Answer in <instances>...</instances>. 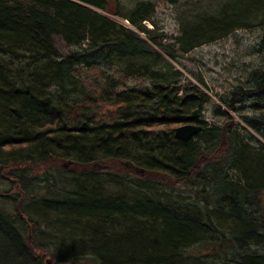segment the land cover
I'll use <instances>...</instances> for the list:
<instances>
[{
	"label": "trees",
	"instance_id": "obj_1",
	"mask_svg": "<svg viewBox=\"0 0 264 264\" xmlns=\"http://www.w3.org/2000/svg\"><path fill=\"white\" fill-rule=\"evenodd\" d=\"M15 1L0 0V167H6L0 175L8 179L13 193L27 191V177L24 174L34 171L42 172L48 178L43 189L51 192L53 185L49 181L53 180L52 172L61 169L63 166L60 164L66 162L61 160V155L84 161H93L94 157L102 156L119 162L137 153L147 156L141 168L144 171L140 175L142 178L139 177L140 182L155 180L170 192H178L180 187L192 186L201 180L211 184L213 189L222 191V196L213 204V208L223 217L222 221H216L215 228L212 227V216L209 215L212 206L210 199L213 198L211 192L196 194L192 200L194 208L186 207V210H181L174 206L160 207L151 202L158 196L148 192L143 195V202L129 204L125 202L126 199L102 190L74 191L71 196L65 195L74 200L70 205L54 209V214L47 212L49 214L34 216L40 219L38 222L46 225L51 235L58 236L56 238L60 240L61 246L59 250L71 244L73 237L81 241L86 238L79 237L83 235V227H87L86 229L92 228L96 234L90 239V245L100 256L102 263L183 264L178 256L193 245L201 246L205 252L196 258L203 261L211 256L218 261L225 259L227 253L224 252L230 242V233L224 236L220 232L226 229L230 228L233 235L242 241L255 238L254 228L249 223L257 219L248 217L242 208L247 200L245 206L250 212V198H254L255 193H264V154H254L255 152L245 150L239 145L230 134L229 123L207 130L200 137L199 144L194 143L195 140L184 144H172L168 139L155 140L159 133L165 134L164 129L173 119L182 123L187 114L200 109V104L208 103V99L201 94L198 96L195 87L192 89L194 96L182 98H176L177 90L163 91L159 83L167 86L168 83L149 73L154 70V62L134 53L135 50L146 51L141 42L130 33L114 27L112 23L79 6L64 0H27L30 4L23 8L15 5ZM76 1L93 8L111 4L112 14L115 11L119 13L118 7L115 9L117 0ZM169 2L176 4L177 0ZM147 13V9L140 10L138 7L133 11L131 23L144 19ZM219 17L213 26H222L223 30L219 29V35L211 34L200 43L211 42L215 37L221 39L230 29L252 22L238 20L234 16ZM253 17L264 22V10L253 13ZM258 19L255 20L260 22ZM219 20H223L224 25H231L226 27ZM210 31H213L212 27ZM85 35L89 38L88 46L95 48L93 51L100 49L102 52V49H106L103 45L106 42L103 41H108L112 46V54L114 53L111 59L123 70L130 67L138 73L150 74L148 80L157 88L154 93L155 96L160 95V104L153 107L145 121L112 125L110 122H116L119 116V110L115 106L105 108L103 105L100 110H76L75 107L67 108L63 103L60 104L62 97L58 98V102L46 93L49 86L63 91L71 88L70 73L74 66L71 57H80L85 64L94 60L90 55L92 52L89 51L79 56H69L65 62L55 64L51 59L54 54V41L58 40L67 47L79 48L85 44ZM137 63L140 65L133 67ZM68 70L69 75L66 76ZM119 75L123 80L132 77L128 72H125V76ZM249 78V87L246 89L248 91L238 96L258 98L252 93L257 92L264 99V66L254 70ZM122 79L114 80L109 85L113 90L117 86L123 88ZM238 90H231L224 97H220L219 105L214 109L220 110L224 99ZM123 91L125 90L121 93ZM65 92L60 91L59 94ZM152 92L147 93L150 96ZM121 93L115 92L114 96ZM101 95L103 98L114 97ZM263 99L260 98V101ZM235 100L234 98L226 107L234 110L238 104L233 102ZM124 101L119 104H124V108L130 110L127 104L131 100ZM105 121L108 123H104ZM232 121L228 117V122ZM84 122H90V127L82 126L81 131L74 134V128ZM245 123L249 126V122ZM251 128L264 129L256 124L251 125ZM214 146L215 150L212 152L211 148ZM260 148L264 150L263 147ZM55 153L59 159L50 161L48 158L51 155L56 157ZM205 160L211 161L213 171L201 170ZM134 173L132 175L139 176ZM233 174L236 176L233 177ZM38 190L37 186L33 187L28 196L41 197L36 193ZM30 218L14 224L0 211V264H45L46 260H52L49 253L33 250V234L38 231L39 224ZM127 223L133 227H125L124 224ZM22 227L24 229L20 230ZM76 229L77 234L73 236ZM98 232L101 234L102 247L97 244V237H100ZM217 233L220 234V239ZM140 237L146 239L145 244L140 242ZM72 247L69 251L74 254L73 261H78L76 264H96L85 262L83 254H80L81 250L75 252ZM245 259L247 260L243 261L244 264H264V257ZM239 262L243 263L242 260ZM60 263L61 259H55L54 264Z\"/></svg>",
	"mask_w": 264,
	"mask_h": 264
},
{
	"label": "bare ground",
	"instance_id": "obj_2",
	"mask_svg": "<svg viewBox=\"0 0 264 264\" xmlns=\"http://www.w3.org/2000/svg\"><path fill=\"white\" fill-rule=\"evenodd\" d=\"M66 2L75 4L76 6H79L80 8L90 12L92 15H96L97 17H100L110 23L114 27L121 28L125 32L130 33L134 37H136L141 44L144 46L146 51L144 50H135L134 53H138L139 55H142L144 57H147L153 65V75L155 77H160L162 80H165L166 83H168V86L162 83H159L163 91L167 90H177V96L176 98H182L183 96H194L193 87L194 84L190 83L188 81H184L181 83V76L179 73L174 72L173 63H176L178 59L184 56V54L191 53L194 49L206 45L208 42L205 43H192L189 44L187 39V35L183 32V30L180 32V36L175 38L173 40V45H166L163 44L165 42L166 36L160 35V36H153L152 32L147 30L150 27V21L155 15V8L154 4L151 0H117V3L115 5L116 7H123L130 8V11L126 14H121L120 12L112 14L113 7L111 4H109L106 7L102 8H93L90 5L83 4L76 0H64ZM165 5L168 6H177L178 4H186L189 6L187 7L185 13L187 11L192 12L195 11L197 14L195 16H198V14H203L209 8L214 7L216 4H213L211 2H203L201 0L192 1V0H177L176 4H171L169 0H160ZM238 2L235 3L236 9L239 11L244 10V8H252L253 13H256L257 11H260L264 7V0H236ZM30 2L27 0H16L15 5L19 7L26 8ZM140 8V10H143L144 8L147 9V14L145 15V20L141 19L135 20L134 24L131 23V18L133 11H136L137 8ZM249 8V11H251ZM252 12V11H251ZM206 14V13H205ZM184 16V15H183ZM209 16V15H208ZM196 18V17H194ZM115 19L124 20L123 22L128 25V27L119 25ZM216 22V21H215ZM214 22V23H215ZM245 27V26H243ZM222 28V26H212L213 31L216 33V36L219 35ZM242 28V27H240ZM237 28H235L236 31ZM239 30V29H238ZM237 30V31H238ZM103 32H107L102 29ZM100 31V32H102ZM261 31L264 32V26L262 25ZM116 33L117 31L114 30ZM85 44H83L81 47H67L64 46L62 43H60L58 40L54 41V48H53V56L52 61L55 64L65 62L67 57L72 55H82L86 52H92L90 55L92 58H94L93 61H91L89 64H85L83 60L79 58L71 57V60L73 61L72 64L74 66L71 68L70 73V80L72 81L71 88L67 89H58L57 87L49 86L47 89V94L51 97L55 98V101L59 102L60 97H62V100H60V104H64L67 108H76L77 109H98L100 110L101 107L104 105L105 108H111V107H117L119 110L118 117L116 119V122H110L112 125H118L121 123H133L137 120L139 121H145L150 115H148L149 112H152V109L154 106L160 104V101L158 97L160 95L155 96L154 91H157V88L153 87V83L151 80H148L149 77L146 76V73H138L137 71H133L130 67L128 68H121L118 64H116L115 60H112L111 57L114 56V53L112 54V46L109 44L108 41L103 44L106 49H102L100 52V49L95 50L93 47L88 46V40L89 38L87 35H85ZM189 38H192L189 35ZM195 38V37H193ZM220 39L217 38L215 40H211L210 43L214 41H219ZM264 42V37H263ZM262 42V43H263ZM188 43V44H187ZM209 43V44H210ZM263 48V49H262ZM109 49V50H108ZM264 51V44L263 46H257V48H252V53L255 58H262ZM262 58L261 60H263ZM71 64V63H70ZM140 63L136 64L133 67H138ZM132 67V68H133ZM80 69H83L86 72L89 73H98L103 70L113 71L118 74H122L125 76V72H128L132 75V77H129L128 79L123 80L120 75L112 73H106V74H100L95 75V83L91 89L89 87L88 81L79 80L78 71ZM253 72V71H252ZM251 72V73H252ZM69 75V70L66 74V76ZM134 78L136 79H142V84H140L137 88H126L125 86L122 87H115V91L111 88L109 83H111L114 80H121L123 81V84L126 83L129 79ZM196 78V77H195ZM197 79L200 82V85H203V81L197 77ZM250 78L248 76V80L245 84L236 86L232 89L238 90L230 94L228 97L224 99V105H220V110H214L213 115L220 120L221 123H229L231 124L230 127L232 129L230 131V134L232 138H234L235 141L239 143L245 150L252 151L256 153H263L264 148V129H258L253 130V126L251 128V125L256 124L261 125L264 127V112H260L257 117H245L244 112L249 108L257 111V108L260 110H264V99L263 95L261 96L257 92H252L256 97L258 98H245L242 96H238L239 94H242L243 92H246L248 90L247 87H249ZM146 83H149L148 86H146ZM146 87V88H145ZM126 88V89H124ZM125 90L121 93L122 90ZM67 90V91H66ZM65 92L63 94H59V92ZM153 91V92H152ZM115 92L121 93L117 96ZM147 92H152V94L149 96ZM101 94H107L108 96H114V97H102ZM264 94V93H263ZM167 96V95H164ZM102 97V98H99ZM236 99L235 103L236 107L234 110L228 109L226 106L229 104L233 99ZM260 98L263 99L260 101ZM130 99L131 102L127 104L128 109L124 108V104H119L120 102H125L124 100ZM147 99V102L145 101ZM117 101V102H116ZM207 103L200 104V109H196L197 115L195 118H192L193 112H190L186 115L185 121L180 123L178 120L173 119L169 126L165 128V134L159 133L155 140L161 141L162 139H168L172 141V144H184V141L178 137V134L175 131L184 128V127H194L199 129V132L196 134V136L193 137L190 141H194V143L199 144L200 137L205 133L207 130L217 128L213 125H206L205 121L202 119L201 112L205 109ZM119 105V106H118ZM218 105V104H216ZM249 106V107H248ZM74 108V109H75ZM133 109V110H131ZM144 109V111H141ZM200 111V112H199ZM235 115L239 116V122L236 123L234 120L232 123L228 122V117L233 118ZM98 119V117H95ZM249 122V126L245 123ZM90 122H84L79 125H77V128H74L73 130L74 134L81 131L82 126L89 128ZM104 123H108L105 121ZM109 124V125H110ZM81 127V128H80ZM220 128V127H218ZM88 130V129H87ZM89 134V133H88ZM167 134V135H166ZM148 136V134H145ZM256 135L260 138L256 137ZM196 138V139H195ZM189 142V141H188ZM263 142V143H262ZM187 143V142H186ZM236 145V144H235ZM212 152L215 150V146L211 148ZM63 151L66 152L64 149ZM251 152V153H252ZM56 157L52 156L48 159L50 161H54L55 158L58 156L56 153L54 154ZM60 156V155H59ZM147 158V156L144 153H137V154H131L127 159H123L122 161L116 162L112 159H107V157H94L93 161H84L81 159H77L73 156L63 157L61 155V160H66V162L60 164L63 166L61 169H56V173H60V171H67L69 174H72L69 176L61 186L59 183V180H56L55 176L53 177L52 181H49L50 185H53L51 187L52 193L43 189L47 183L48 178L44 176L42 172H29L25 173L24 175L27 177V191L25 192H18L13 193V187H10V182L8 179L4 178L0 175V211L6 216V219L8 221H12L14 224L20 223L21 221H24L27 217L30 218L29 215L33 216L30 219H34L35 222L40 221V219L34 218V215H39L43 212H48V210H54L57 208H60L61 206H66L67 204L70 205L71 202H73V199L67 198L65 195L71 196L74 191H80V190H87L88 187H101L104 186L106 189L115 190L116 185L120 186L119 189L110 192V195H117V197H120L122 199H126L125 202L129 204H135L138 202H143V195L148 192L151 194H156L158 197L151 202L156 203L157 205H160V207H170L174 206L178 209H185L188 208H194L192 201L194 199V196L199 193H208L211 192L213 195V198L210 199V204L212 205L209 210V215L212 216L211 223L212 227L215 228L216 221L221 220L223 217L221 216V213L218 212V210L213 208V204L220 196H222V191L213 189L211 184L203 183L201 180L196 181L192 186H183L180 187L178 192H170L167 187L162 185L161 183H158V181L155 180H147V183L155 184L153 187H156L160 190H154V191H144L143 187L139 183L135 182H123L121 181L122 178H128L130 177L134 172L135 175L140 177V175L143 174V161ZM59 159V158H57ZM210 159V158H209ZM54 163V162H52ZM212 163L210 160H205V163H203L201 170H209L213 171L211 168ZM60 166V167H61ZM6 167H0V174L2 171H4ZM143 170V171H142ZM218 173H220L219 169L216 170ZM225 175H227V172H224ZM233 177L236 175H232ZM150 177H154V175H150ZM142 178V177H141ZM48 183V184H49ZM75 185V188L72 189V186ZM114 185V186H113ZM37 186L38 191L36 193L41 197H34V196H28L29 190H31L33 187ZM94 189V188H93ZM213 189V190H212ZM100 190H102L100 188ZM103 191V190H102ZM107 192V191H105ZM108 193V192H107ZM217 193V194H216ZM186 195V196H183ZM71 198V197H70ZM221 201V200H220ZM247 204V200H246ZM244 204L242 211L244 214H246L248 217L256 218L257 221H253L252 223H249L254 228V236L253 239H245L242 241V239L238 238V236H234V232L229 228L226 229V231H221V235L227 236L228 233H230V242L228 243V246L226 248V251L224 253H227V256L225 259H221L218 261L215 257H208L204 258L205 262H210V264H241L239 261L242 260V262L247 259L246 257H250L253 260L257 258H263L264 257V193L257 194L255 193L254 198H250L248 201V206L250 208V212H248V208ZM25 218V219H24ZM262 219V220H261ZM130 221V220H129ZM222 221V220H221ZM39 229L33 234V250L35 252H47L43 247H48L49 249H55L58 253L59 258L61 259L60 264H76L77 262L73 261L75 260V257H73L74 254H71L69 250V244L65 245L62 249L59 250V242L56 237H58L55 234L51 235V231L47 229L46 225H43L42 222H38ZM42 224V225H41ZM41 226L43 228H41ZM125 227H133L131 224H124ZM87 227H83V236H90L91 238L95 237L96 234L90 229H86ZM24 229L23 227L20 228V230ZM210 229V228H209ZM43 231L47 232L46 237L44 238ZM212 231V230H211ZM90 232V233H87ZM97 232V231H96ZM92 233V236H91ZM77 229L73 231L72 235L76 236ZM100 237H97V240L99 241L97 244L102 247L101 244V234L98 232ZM220 237V234H216ZM82 236V235H80ZM89 238H83V240H75V237H73V249L76 250L75 252L82 250L86 248L85 252H81L80 254H83L85 258V262L87 263H96V264H103L101 262L100 256L92 249L90 243H92V240ZM47 239L48 241L44 240ZM82 239V238H81ZM81 241V245H80ZM246 246V247H244ZM65 252V253H64ZM48 253V252H47ZM205 253L203 248L198 245H193L192 247L185 249L183 253H181L178 258L183 262V264H206L201 258H196L199 254ZM250 260V259H248ZM244 262L242 264H244ZM45 264H54L53 260H46ZM105 264V263H104ZM246 264V263H245Z\"/></svg>",
	"mask_w": 264,
	"mask_h": 264
},
{
	"label": "rangeland",
	"instance_id": "obj_3",
	"mask_svg": "<svg viewBox=\"0 0 264 264\" xmlns=\"http://www.w3.org/2000/svg\"><path fill=\"white\" fill-rule=\"evenodd\" d=\"M151 1L154 4L155 15L150 21V27L147 30L152 32V37H157L160 35L166 36L167 40L163 42V44H166L167 46L173 45V40L180 36V32L182 30L187 35V41L189 44L200 43L208 39V37L211 36L210 28L213 26L214 22L220 18L219 16H234L238 20L252 21L251 23H248V25H245V27H237L236 31L235 29H230L229 33H225L223 37L219 36L221 37L219 41H214L212 43L208 42L206 45L194 49L191 53L184 54V56L178 59L176 63L172 64L174 67V72L176 73L178 71L177 73H179L181 76V83L184 81L193 83L195 90L198 92V96L199 94H201L203 98L206 97L208 99V103L206 104L205 109L201 112V114H203L202 119L205 121V124L213 125L214 127H221L223 123H221L220 120L213 115V111L215 110L214 107L216 106V104L219 105V98L224 97L234 87L245 84L248 80V76L252 71L264 66V59L261 60L262 58H264V51L262 52V58L259 59L255 58L252 53V48H257V46H263L264 44V32L261 31L262 25L264 26V22L260 21V18L258 19V17L252 18L254 11L250 7L249 8L250 10L252 9V12L249 11V8H244V10L242 11L237 10L236 6L238 5V3L235 6L236 0H201L206 3L211 2L213 4H217L214 7L209 8V10L205 12L206 14H198V16H195L197 14V12L195 11H187V13H185L189 4H178L177 6L170 7L160 2V0ZM197 1L199 0H196V2ZM130 8H132V6H130L129 8H127V6L125 8L118 7V11L121 14H126L128 13V11H130ZM260 10H264V7ZM247 17H250V19L246 20ZM255 19H258L260 22L256 21ZM115 20L119 25L128 27V25L123 22L124 20ZM220 22L222 25H224L223 20H221ZM225 25L226 27H229L231 23ZM212 33L216 34L215 32ZM189 35L192 38H189ZM216 38L218 37H215L213 39ZM152 71L153 70H150L149 73ZM106 73H112L116 76L118 74L113 71H108L107 69L98 73H89L84 71L83 69H80L78 71V76L79 80L88 81L89 87L91 89L93 86H95V75ZM149 75L150 74H147L146 76L149 77ZM197 77H199L203 81V85H200ZM142 79L143 78L135 80L134 78H131L126 83H124L123 86H125L126 88H137L140 84H142V82H145L142 81ZM148 84L149 83H146V86H148ZM260 112H264V110H260L257 108V111H255L248 108L244 112L243 116L248 118L253 116L257 117ZM238 117L239 116L235 115L232 120L238 123ZM256 137L258 138V140H260L257 135ZM55 171H53L52 174L55 176L56 180H59L61 186L63 185L64 181L72 175L69 174L70 172L68 173L66 170L60 171V173H56ZM140 178L138 176L131 175L126 179L122 178L121 181L123 182L120 183L138 182L139 184H141L144 191H154L158 189L156 187H153L155 184L140 182ZM74 188L75 185L72 186V189ZM93 188L99 191H101V188L103 191H107L110 194V192H113L120 187L117 186L115 190H111L106 189V187L104 186H87L86 191H90ZM183 196L186 195L183 194ZM48 212L50 214L55 213L53 210H48ZM43 213L49 214L47 212ZM34 216L39 217V215ZM43 233L45 238L47 232L43 231ZM83 237L84 236L82 235L79 238ZM89 237L90 236H86V238ZM45 241L48 240L45 239L44 242ZM140 242H143V244H145L146 239L144 237H140ZM70 243L71 244H69V248L73 246V243ZM43 248L47 250L49 255H51V259L53 260V262L55 261V259L57 260V258L60 259L55 249L52 248L48 250L47 245ZM85 250H81V252L87 253L85 252Z\"/></svg>",
	"mask_w": 264,
	"mask_h": 264
},
{
	"label": "water",
	"instance_id": "obj_4",
	"mask_svg": "<svg viewBox=\"0 0 264 264\" xmlns=\"http://www.w3.org/2000/svg\"><path fill=\"white\" fill-rule=\"evenodd\" d=\"M196 115L197 111H194L192 114V118H195ZM176 132L178 134V137H180L184 141V143H186L193 139L194 136H196V134L199 132V129L194 127H184L176 130L175 134Z\"/></svg>",
	"mask_w": 264,
	"mask_h": 264
}]
</instances>
